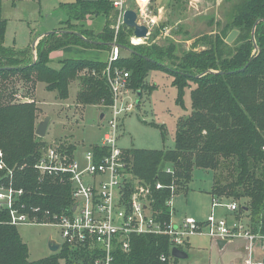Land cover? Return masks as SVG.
<instances>
[{"label": "trees", "instance_id": "trees-1", "mask_svg": "<svg viewBox=\"0 0 264 264\" xmlns=\"http://www.w3.org/2000/svg\"><path fill=\"white\" fill-rule=\"evenodd\" d=\"M237 1L236 13L221 34L205 36L201 39L207 44L203 50H191L180 57L175 44L131 45L133 30L121 26L116 32L113 28L117 13L109 0L69 4V21L63 24L71 29L43 37L36 47V60L32 50L4 47L5 25L0 22V159L6 165L0 176L14 171L15 186L24 190L23 200L28 206L59 212L70 205L71 188L58 179L45 177L40 181L34 168L48 146L36 135L40 123V108L34 100L36 84L45 82L49 91H58L60 99H67L71 83L79 81L77 104L110 107L114 98L106 77L109 59H64L59 69L49 63L51 54L62 49L83 47L110 52L109 44L116 40L122 48L111 64L112 70L128 72L130 88L141 92V99L147 90L149 71L169 73V61L178 62V71L173 72L178 104L184 106V91L191 90V110L177 120L173 149L125 151L129 172L149 186L158 219L169 221L167 201L181 191H189L195 170L213 175L212 197L247 205L254 219L264 215V0ZM101 15L106 22L100 31L85 26L89 17ZM73 20L79 26L70 22ZM256 24L257 52L252 39ZM233 30L240 34L229 45L225 40ZM162 135L165 139L164 130ZM75 149L67 147L69 154ZM22 166L24 169H20ZM158 183L163 189L157 190ZM6 220V214L0 212V264L88 263L84 251L66 245L58 253L31 261L18 228ZM171 247L165 235L134 236L129 253H116L118 264H170ZM162 256L167 261L163 262Z\"/></svg>", "mask_w": 264, "mask_h": 264}, {"label": "rangeland", "instance_id": "rangeland-1", "mask_svg": "<svg viewBox=\"0 0 264 264\" xmlns=\"http://www.w3.org/2000/svg\"><path fill=\"white\" fill-rule=\"evenodd\" d=\"M76 1L0 0V22L5 25L4 47L21 51L32 50L37 37L49 32L71 29L63 23L69 21L71 10L68 5ZM183 1L155 0L153 13L159 8L164 9L161 12V21L146 43L140 45L156 44L162 47L175 44L176 55L179 57L191 50L201 51L207 45L201 39L205 36L208 38L221 34L235 15V4L238 2L237 0ZM88 19L85 26L96 32L100 31L106 22L102 15ZM70 22L79 26L74 20ZM156 33L159 34L154 37ZM41 39L37 40V46ZM107 52V50L83 47L62 49L51 54L49 66L59 69L60 61L64 59L107 61L109 59ZM37 56L36 53L34 58L37 59ZM177 65L178 62H167L169 73L156 69L149 71L145 79L147 90L143 92L141 101L138 100V92L134 90L131 92L130 102L133 101L135 105L133 112L125 111L129 101L120 102L122 111L119 119L118 146L123 151L132 148L147 150L174 148L177 120L186 117L191 110L189 88L184 91V106L177 101L178 88L173 82V72L178 71ZM79 87V81L72 82L68 98L60 99L58 91H49L45 82H38L34 100L40 108L38 121L41 122L48 116L51 118L47 136L44 138L45 142L48 145L53 143L60 145L63 150H67L70 145L75 146L78 155H83L92 144L101 142L111 117V110L110 107L94 105L85 107L77 104ZM20 90L22 94L25 93L22 86ZM102 115H104L103 121ZM163 130L165 139L162 135ZM212 186L213 175L210 171L195 170L189 191L179 192L173 200V207L176 210L175 222H179L183 216H192L199 221L206 220L212 212L210 195ZM219 214L222 215L223 210H219ZM249 214L252 215L251 210ZM18 231L29 247L31 261L52 254L49 249L51 239L59 244L63 243L60 231L54 227L26 225L18 227ZM212 242L207 236L191 237L190 247L184 248L189 258L177 260L172 257L170 264H244L241 258H244L245 254L237 250V246L242 243L240 240L222 249L212 245Z\"/></svg>", "mask_w": 264, "mask_h": 264}, {"label": "built area", "instance_id": "built-area-1", "mask_svg": "<svg viewBox=\"0 0 264 264\" xmlns=\"http://www.w3.org/2000/svg\"><path fill=\"white\" fill-rule=\"evenodd\" d=\"M109 1L117 13L113 26L116 32L125 26L124 13L132 9L138 15V24L146 26L149 32L146 39H139L133 33L130 43L133 46L146 43L160 23L164 9L159 8L153 13L155 0ZM114 44L110 47L106 70L114 103L110 106L111 117L101 142L92 144L83 155H78L77 149L69 154L60 145L50 144L34 165L40 181L45 177L58 179L71 188L70 205L59 212L28 206L23 200L24 190L15 186L14 171L9 170L8 174L0 176V212L6 214L7 224L17 228L26 225L54 227L63 239L60 250L66 245L84 251L89 256L87 264H118L116 253H129L131 239L148 234L168 236L172 244L171 257L174 248L185 251L193 236H207L216 242L227 243L243 240L244 264H264V215L254 219L247 205L238 201L212 197V212L206 220L185 216L175 222L173 200L176 195H173L167 201L169 221L158 219L149 198V186L129 172L125 151L118 146L120 102L129 101L125 108L127 112H133L135 105L130 102V74L112 70V62L121 53L116 40ZM262 151L264 153V145ZM4 169L5 162L0 159V170ZM156 188L161 190L163 185L158 183ZM219 210H223L222 215ZM167 259L161 257L163 262ZM81 264L85 262L81 261Z\"/></svg>", "mask_w": 264, "mask_h": 264}, {"label": "water", "instance_id": "water-1", "mask_svg": "<svg viewBox=\"0 0 264 264\" xmlns=\"http://www.w3.org/2000/svg\"><path fill=\"white\" fill-rule=\"evenodd\" d=\"M83 1L84 2H97L98 0H83ZM137 19H138V15H137L136 11H134L132 9L127 10L124 13V17H123L124 25L127 28L133 30L134 36L139 38V39L148 38V32H149L148 28L146 26H144V25L138 24ZM256 26H257V24L254 26V29H253V32H252V39H253L254 44H255V52L259 51V47L257 46L256 41H255V29H256ZM59 32H62V31H55V32L46 33L42 37L40 36L39 39H41L43 37H47V36H49V35H51L53 33H59ZM239 34H240V32L238 30H233L227 36L225 42L227 44H229V45L233 44L235 42V40L238 38ZM114 45H115L114 43L109 44V47H113ZM36 47H37V44L34 43L32 51H33V54H34L35 58H36ZM119 47H121V46H119ZM123 49H125V50H127L129 52L131 51L130 49H126V48H123ZM137 96H138V100H140L141 97H142V93L138 92ZM137 103L139 104V102H137ZM101 118L103 119L104 115H102ZM50 123H51V118L48 116V117H46L43 121H41L38 124L37 129H36V135L39 138H45L47 136V131H48ZM217 245H218L219 248L222 249V248H224L227 245V242L226 241H217ZM49 249H50V251L53 254L58 253V251L60 250V244L58 242H56V241L51 239L49 241ZM172 257L177 259V260H186V259L189 258L188 253H186L183 250L177 249V248H174L172 250Z\"/></svg>", "mask_w": 264, "mask_h": 264}, {"label": "crops", "instance_id": "crops-1", "mask_svg": "<svg viewBox=\"0 0 264 264\" xmlns=\"http://www.w3.org/2000/svg\"><path fill=\"white\" fill-rule=\"evenodd\" d=\"M40 37V36H39ZM39 37H37L36 39H35V42L34 43H36L37 42V40L39 39ZM108 56H109V52H108ZM104 120V118L102 119V121ZM183 217H185V216H183ZM182 217V218H183ZM212 245H214V246H218L217 245V242L216 241H214L213 239H212ZM242 243L240 244V245H238L237 246V250L241 253V254H244V252H243V248H244V245H245V241H243V240H240ZM235 241H233V242H231V243H227V245L226 246H228V244H232V243H234ZM226 246L224 247V248H226ZM190 247V244H189V246H188V248ZM242 259V262H243V260H244V258H241Z\"/></svg>", "mask_w": 264, "mask_h": 264}]
</instances>
